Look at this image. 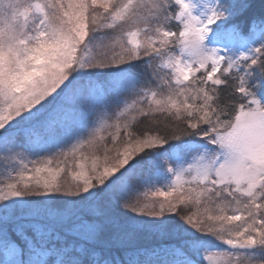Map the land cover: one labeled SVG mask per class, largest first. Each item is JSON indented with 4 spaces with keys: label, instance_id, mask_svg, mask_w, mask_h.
I'll return each mask as SVG.
<instances>
[{
    "label": "snow or ice",
    "instance_id": "1",
    "mask_svg": "<svg viewBox=\"0 0 264 264\" xmlns=\"http://www.w3.org/2000/svg\"><path fill=\"white\" fill-rule=\"evenodd\" d=\"M0 264H264V4L0 0Z\"/></svg>",
    "mask_w": 264,
    "mask_h": 264
},
{
    "label": "rangeland",
    "instance_id": "2",
    "mask_svg": "<svg viewBox=\"0 0 264 264\" xmlns=\"http://www.w3.org/2000/svg\"><path fill=\"white\" fill-rule=\"evenodd\" d=\"M32 159H40V157H33ZM163 184H164V181H158L157 186H161L162 187ZM144 191H148V189H144ZM149 195H150V193H149ZM141 199H143V193H141Z\"/></svg>",
    "mask_w": 264,
    "mask_h": 264
},
{
    "label": "trees",
    "instance_id": "3",
    "mask_svg": "<svg viewBox=\"0 0 264 264\" xmlns=\"http://www.w3.org/2000/svg\"><path fill=\"white\" fill-rule=\"evenodd\" d=\"M259 2L262 3V4H264V0H259ZM164 149H169V145L166 144V145L164 146Z\"/></svg>",
    "mask_w": 264,
    "mask_h": 264
}]
</instances>
